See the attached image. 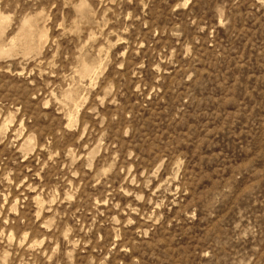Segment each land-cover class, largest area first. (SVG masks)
I'll return each mask as SVG.
<instances>
[{"label": "rangeland", "instance_id": "rangeland-1", "mask_svg": "<svg viewBox=\"0 0 264 264\" xmlns=\"http://www.w3.org/2000/svg\"><path fill=\"white\" fill-rule=\"evenodd\" d=\"M0 264H264V0H0Z\"/></svg>", "mask_w": 264, "mask_h": 264}]
</instances>
